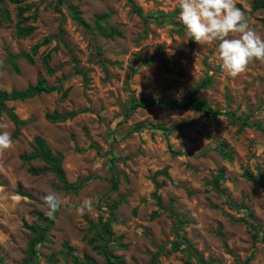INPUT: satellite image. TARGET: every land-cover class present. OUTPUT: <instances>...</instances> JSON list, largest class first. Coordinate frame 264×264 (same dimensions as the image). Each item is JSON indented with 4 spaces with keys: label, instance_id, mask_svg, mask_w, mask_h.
<instances>
[{
    "label": "rangeland",
    "instance_id": "1",
    "mask_svg": "<svg viewBox=\"0 0 264 264\" xmlns=\"http://www.w3.org/2000/svg\"><path fill=\"white\" fill-rule=\"evenodd\" d=\"M254 1L264 2L236 0V6L264 37V8H255ZM178 4L3 0L0 10L8 11L10 22L0 23V89L22 91L41 74L54 90L7 103L25 125L18 137L11 136L13 147L0 155V264L24 263L31 239L26 226L38 224L35 213L48 216L44 197L49 194L61 206L34 264H81L65 256L64 243L99 264L114 257L150 264L153 255L159 264H264V186L243 177L245 171L256 181L264 177V63L254 61L245 73L228 77L217 44L188 40ZM26 6L18 16V8ZM70 6L77 7L86 27L72 19ZM104 14L109 17L101 31L116 29L121 37L100 35L95 18ZM18 24L30 27V34L18 37ZM37 44L29 62L24 56ZM208 78L211 83L199 87ZM188 96L221 115L184 105ZM140 99L175 100L180 107L129 110L131 100ZM54 112L76 115L61 123L46 120ZM229 114L251 125L240 129ZM13 130L0 114V131ZM35 136L62 154L67 180L83 182L78 191L63 188L50 172L29 173L43 168L39 161L21 160ZM221 143L228 145L231 159L220 156ZM162 169L169 178L155 176ZM221 169L224 180L217 188ZM86 199L92 210L79 215L76 207ZM115 202L105 257L87 240L91 225L99 216L105 219Z\"/></svg>",
    "mask_w": 264,
    "mask_h": 264
},
{
    "label": "trees",
    "instance_id": "2",
    "mask_svg": "<svg viewBox=\"0 0 264 264\" xmlns=\"http://www.w3.org/2000/svg\"><path fill=\"white\" fill-rule=\"evenodd\" d=\"M15 1V0H8ZM255 8H264V2L259 4L257 2H253ZM3 5V0H0V6ZM29 9V6L18 8V16H21L25 11ZM70 12L72 19L81 27H86V24L82 20L80 16V12L76 6H70ZM0 23L1 21L10 22V15L5 8H1L0 10ZM108 15H100L95 18V25L97 27L98 32L101 36L105 38H113V37H121V34L118 30L112 29L107 34L101 31V23H104L108 19ZM31 32V28L27 26L21 27L20 24L16 26V34L18 37H26ZM48 40L45 39V42ZM39 45H35L30 49V54H25V58L32 62V56L37 54V49ZM47 58H44L43 64L47 65ZM47 67V66H46ZM75 73L82 75L85 78L84 73L81 70H75ZM211 83L210 78L206 79L204 82L200 84L199 87L208 86ZM54 89L49 87L46 84L45 78L39 74L36 78V82L34 85H29L26 89L22 91H4L0 89V114L6 116L9 119L13 126L14 130L11 134L12 138L18 137L20 134L22 126L25 125V122L22 121L14 112L12 107H8L7 103L9 102H22L28 99H31L41 93H50ZM154 104H165L173 107H180L178 102L175 100H166V99H140L139 101L131 100L129 110H136L138 108H145ZM184 105H192L196 109L200 110L204 115L207 116H217L221 115L218 110H212L208 108L202 101L198 99H193L192 96L187 97V102ZM76 115L75 112L69 113H57L46 115V120L52 123H61L68 119L73 118ZM128 114L125 116L127 117ZM231 116L232 122H239L240 129L244 127H249L251 124L248 122L247 118L243 117H234V114H229ZM264 132V127L260 128ZM162 130H164L162 128ZM228 145L226 143H221L218 146V152L223 159L229 160L231 159V152L227 150ZM174 154L178 155L179 152H174ZM23 163L28 164L34 161H39L43 163L42 169H32L30 168L28 171L31 175H40L44 172L52 173L58 182L62 185L66 190L78 191L82 187V181L71 183L67 180L65 171L63 169V156L59 152H53L45 140L41 136H35L32 142V149L29 153H24L21 157ZM161 175L165 178H169L168 172L166 169H162L155 173V176ZM224 171L221 169L215 180L214 184L218 188V183L224 180ZM243 177L248 181L254 182L255 184H260L264 186V177L260 176L258 181L254 180L253 176L245 171ZM111 189L114 191L117 189V182L114 178L111 179ZM119 205L118 202L111 204L107 209L108 216L104 219L103 216H99L96 224H92L90 229L93 231L92 236L87 240V245L93 252L101 254L106 257V238L105 236H112V224L116 222L115 210ZM38 224L33 226H26L31 234V239L28 243V256L25 259L23 264H34L38 259V249L37 247L42 243L47 241L48 232L54 224L56 219V212L54 214V218H49L48 216H44L41 213H35ZM175 248H177V244H174ZM63 250L65 256L70 259L73 263H81V264H99L97 263L92 256L89 254L78 255L75 250L69 246L67 243L63 244ZM158 256L153 255L150 264H159ZM1 261V260H0ZM109 264H126L125 261L121 257H114L113 260L107 259Z\"/></svg>",
    "mask_w": 264,
    "mask_h": 264
},
{
    "label": "clouds",
    "instance_id": "3",
    "mask_svg": "<svg viewBox=\"0 0 264 264\" xmlns=\"http://www.w3.org/2000/svg\"><path fill=\"white\" fill-rule=\"evenodd\" d=\"M178 6L188 40L200 46L217 44L216 55L228 77L245 73L254 61L264 63V37L250 26L249 17L236 6V0H179ZM12 147L10 133L0 131V155ZM44 201L48 217L54 218L61 201L53 194L46 195ZM91 210L90 199L76 207L79 215Z\"/></svg>",
    "mask_w": 264,
    "mask_h": 264
}]
</instances>
